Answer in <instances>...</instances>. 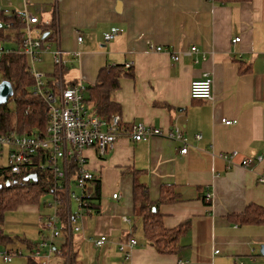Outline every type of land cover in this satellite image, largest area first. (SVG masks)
<instances>
[{"label":"crops","instance_id":"crops-1","mask_svg":"<svg viewBox=\"0 0 264 264\" xmlns=\"http://www.w3.org/2000/svg\"><path fill=\"white\" fill-rule=\"evenodd\" d=\"M0 13H29L48 25L45 34L53 38L47 43L65 54L63 84L84 86L86 101L100 71L120 66V87L111 100L124 126L145 124L164 132L177 126L190 145L182 154L178 141L154 136L136 142L124 136L102 157L86 150L88 168L101 182L99 212L82 213L74 200L70 214L62 208L55 249L72 251L76 264H264L259 253L264 225H241L232 216L251 204L264 207L259 181L264 160L249 168L240 165L264 155V0H0ZM112 29L119 34L106 41ZM236 38L240 41L234 43ZM77 52L78 58L73 56ZM54 68L51 53L37 66L46 78L54 77ZM206 76L213 80V100L192 99V82ZM223 119L237 123L226 126ZM234 152L233 160L224 158ZM135 183L147 188L166 229L182 226L177 252L160 253L146 243L134 207ZM114 193L120 198L113 199ZM45 217L38 227L20 230L30 237L11 235L9 249L21 254L12 253L10 262L0 257V264H28L36 250L30 252L22 241L39 243L50 236L41 225ZM102 236L108 242L99 247ZM129 238L138 244L127 250V258L119 244ZM59 251L49 256L44 251L37 262L67 264Z\"/></svg>","mask_w":264,"mask_h":264},{"label":"built area","instance_id":"built-area-1","mask_svg":"<svg viewBox=\"0 0 264 264\" xmlns=\"http://www.w3.org/2000/svg\"><path fill=\"white\" fill-rule=\"evenodd\" d=\"M25 22L24 32L26 41L20 53L27 57L31 74L34 78L32 92L40 97L48 108L49 120L45 131L18 135L13 133L9 136L0 137V179L8 186H25L32 180H26L30 175L36 174L44 179L50 188V193L56 201V214L41 220L43 229L50 232L48 238L40 240L38 249L32 255L38 260L44 257L42 250L48 251L47 256L55 251L54 239L60 235L57 230L59 220L58 213L63 208L71 213V203L74 200L80 212L91 213L89 203L85 201L93 193L94 173L88 168L87 158L84 152L88 149H95L100 157L107 154L114 148L115 143L124 136L130 137L133 141H146L154 136L163 137L182 144L180 153L187 154L190 148L188 139L179 127H174L171 131L164 132L145 124H135L130 129L124 126L119 113L115 114L110 121L104 120L94 112L92 106L86 101L84 96L85 87L81 84H63V70L66 68L64 52L57 48L52 49L51 45L44 40V31L38 27L40 20L32 14L23 15ZM13 28V24L6 25ZM119 34L118 29H112L105 35L106 41H111ZM80 43L83 38L78 37ZM236 38L233 42H239ZM156 51L163 50L162 47H153ZM196 47H192L194 52ZM11 48H6L0 44V56L13 52ZM51 53L53 66L60 70L57 88L49 86L45 73L39 71L37 63L43 61V55ZM190 55V52L184 53ZM80 52L74 53V57H79ZM174 60L180 59L179 55L173 56ZM129 68L130 65H127ZM191 98L194 100H213V80L205 77L203 80L194 81L190 89ZM226 126H231L237 121L223 119ZM127 130V131H126ZM196 139H201L197 135ZM238 156L237 152L225 155L229 161ZM264 155L255 159H243L240 163L245 168L251 167L255 162L262 163ZM2 171H5L2 172ZM260 183H264V176H260ZM73 187L81 190L77 194ZM120 194L114 193L113 199H119ZM211 193H207L205 201L210 202ZM49 206H52L50 204ZM126 220V219H125ZM69 222L74 223V218H69ZM80 227H75V231H80ZM108 242L106 236H102L96 245L101 247ZM135 238H130L126 242L119 244V249L126 253L129 258L128 249L137 246ZM0 257L10 262L14 255L8 251H1ZM179 264H188L181 262Z\"/></svg>","mask_w":264,"mask_h":264},{"label":"trees","instance_id":"trees-1","mask_svg":"<svg viewBox=\"0 0 264 264\" xmlns=\"http://www.w3.org/2000/svg\"><path fill=\"white\" fill-rule=\"evenodd\" d=\"M222 1L240 2L249 0ZM9 23L13 24V28L9 29L6 27ZM54 24H52V28H54ZM24 27L23 15L15 14L8 16L0 13V44H12V49L14 50L0 56V82L3 80L9 81L14 89V95L9 99L7 104L0 105V137L9 136L13 133L24 135L34 133L35 131L43 132L49 120L47 105L32 92L35 82L27 57L20 53L26 41ZM38 27L44 33L49 28L46 23L39 24ZM51 38L53 37L47 35L44 37V40ZM120 69V66H116L110 71L101 70L98 84L94 87V94L87 99L88 103H91L94 112L106 121H110L119 111V106L111 100V95L120 87ZM56 72L59 76L60 70L57 67L54 68V77H47L49 86L54 89L57 88L58 81L60 80V76L57 78L55 75ZM2 172L5 173V171ZM95 178L93 193L90 198L85 199L87 204L89 203L91 213L93 211L99 212V201L101 199V182L99 178ZM47 193L51 194L50 188L44 182L41 175L37 181H29L25 186L15 187L6 185L0 179V225L4 224L6 214L9 211H15L24 206L39 205L41 197ZM133 201L136 215L143 222L146 243L156 247L160 253L177 252V241L179 234L182 232V226L176 229H166L164 227L160 213L153 211V205L150 204L148 191L145 186L135 183L133 187ZM64 216L65 214H63ZM232 216L241 225H264V207L255 204L249 205L243 213ZM12 239V236L3 234L2 231L0 232V246L9 250L11 254L13 253L18 256L21 254L20 252H14L9 249L13 246ZM22 243L27 246L30 252H34L39 246V243H32L29 240L22 241ZM57 251L59 250L55 249L54 253H57ZM59 252L67 260V264H76L75 254L72 251L68 252L67 249H63ZM28 264L39 263L33 257H29Z\"/></svg>","mask_w":264,"mask_h":264},{"label":"rangeland","instance_id":"rangeland-1","mask_svg":"<svg viewBox=\"0 0 264 264\" xmlns=\"http://www.w3.org/2000/svg\"><path fill=\"white\" fill-rule=\"evenodd\" d=\"M46 59L49 60V56H46ZM38 64L39 63L36 64V67L38 66ZM68 67H69L68 70H71V69L73 70L74 64L68 65ZM69 72L70 71H67L64 74V78H65L66 82H68L66 79L68 77ZM72 74H70V76H72ZM73 189L77 194L81 193V190L79 188L73 187ZM46 203L52 204V206H45ZM39 207L40 208L37 211L33 210L32 208H29V206L21 207L15 211H9L6 214L4 224L0 225V229L4 231V234H7L9 236L13 235V236L19 237L21 239L24 238V235L29 236V235L25 234L24 232H21L20 230L23 228L29 229V228L38 227L40 224V217L41 216L48 217V216L55 215L56 201L54 199V196L52 194H49V193L44 194L40 199ZM46 232L48 234H50L49 231H46ZM2 249H4V248L0 246V251H2ZM260 249H261V247L259 248V251H260ZM44 251H46V250L45 249L42 250L43 255L45 254Z\"/></svg>","mask_w":264,"mask_h":264},{"label":"water","instance_id":"water-1","mask_svg":"<svg viewBox=\"0 0 264 264\" xmlns=\"http://www.w3.org/2000/svg\"><path fill=\"white\" fill-rule=\"evenodd\" d=\"M48 35L45 34L44 37H46ZM14 95V89L12 84L9 81L3 80L0 82V105H4L7 104V102L9 101V99L11 97H13ZM37 175L33 174L30 175L26 178V180H32V181H37ZM260 253L262 255H264V245L261 246V250Z\"/></svg>","mask_w":264,"mask_h":264}]
</instances>
